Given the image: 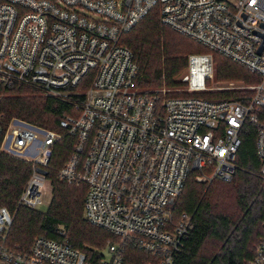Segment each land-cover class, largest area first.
Listing matches in <instances>:
<instances>
[{"label": "built area", "instance_id": "2783aa9c", "mask_svg": "<svg viewBox=\"0 0 264 264\" xmlns=\"http://www.w3.org/2000/svg\"><path fill=\"white\" fill-rule=\"evenodd\" d=\"M156 6L163 26L259 82L210 89L212 53H190L180 78L188 94L140 89L137 60L121 40ZM0 84L35 88L74 110L60 119L62 132L7 123L0 150L31 164L17 206L45 202L53 148L69 136L73 148L56 179L85 184L83 218L116 238L105 244L108 257L96 260L64 231L59 239L37 236L17 252L4 243L14 214L0 207V264H129L128 246L150 256L144 264H173L192 229L189 213L174 219L175 200L194 170L198 181L232 178L245 124L256 131L264 187V0H0ZM237 89L252 94H195ZM248 264H264V221Z\"/></svg>", "mask_w": 264, "mask_h": 264}, {"label": "trees", "instance_id": "16d2710c", "mask_svg": "<svg viewBox=\"0 0 264 264\" xmlns=\"http://www.w3.org/2000/svg\"><path fill=\"white\" fill-rule=\"evenodd\" d=\"M121 41L137 60V85L140 88L181 85L174 78L187 66V55L209 52L212 53L217 80H242L247 84L259 82L257 75L241 65L163 26L157 6ZM25 88L0 84V143L12 118L62 132L60 119L74 114L70 104L30 94L33 92ZM195 94L209 99L228 96L247 99L252 91ZM255 132L253 126L244 125L236 157L238 168L229 181H197V170L188 176L173 204V217L176 219L182 212L189 213L192 229L173 264H248L253 258L264 221V187L257 176L259 160L255 153ZM73 144L72 137L64 136L53 148L46 168L52 183V196L45 212L17 206L18 196L30 176L31 164L0 150V207H6L14 214L4 241L8 248L25 252L35 237L59 239V231H64L74 248L96 260L102 255L99 252L101 248L108 241L116 240L111 233L83 218L85 184H70L56 179V172L68 160ZM125 260L129 264H144L150 256L128 246Z\"/></svg>", "mask_w": 264, "mask_h": 264}, {"label": "rangeland", "instance_id": "374dc122", "mask_svg": "<svg viewBox=\"0 0 264 264\" xmlns=\"http://www.w3.org/2000/svg\"><path fill=\"white\" fill-rule=\"evenodd\" d=\"M189 55V54H188ZM188 55H187V58H188ZM213 66V64H212ZM186 68L187 66L181 70L174 78L175 81L177 82H180L181 85L179 86H174V87H166V86H162V87H158V88H140V89H144V90H157V91H165L166 94L168 95H185V94H188L186 91H185V84L181 82L180 78L181 76L185 73L186 71ZM215 69H214V66H213V76L212 78L208 79L207 82H206V85L208 88L210 89H214V88H217V87H225V86H230V85H233V86H243V85H248L247 83L243 82L242 80H217L215 78V73H214ZM25 89H28V91L30 90V92H33V93H30V94H34V95H37V96H41V97H45L44 95L41 94V92L35 88H25ZM237 90H240L241 89H237ZM245 90V89H243ZM215 91V90H213ZM221 91H232V90H221ZM221 91H216V92H221ZM236 91V90H235ZM209 92V91H208ZM240 94H243V92H239ZM231 97V96H229ZM218 98H221V97H218ZM16 119H19V118H16ZM22 120V119H20ZM25 121V120H23ZM27 122V121H25ZM27 123H30V122H27ZM32 124V123H31ZM34 124V123H33ZM37 125V124H35ZM42 127V126H41ZM45 128V127H44ZM12 156V155H11ZM25 158H31V156L29 154H24L23 155ZM198 181V180H197ZM200 182H205V181H200ZM209 183V182H207ZM51 196H52V188L50 189V187L47 188V196L45 198V202L41 205H39L36 210L38 211H41V212H45L47 210V206L49 204V201L51 199ZM101 254L104 255L105 257H108L107 255V250L105 248V246L103 248H101L100 250Z\"/></svg>", "mask_w": 264, "mask_h": 264}, {"label": "water", "instance_id": "95a60500", "mask_svg": "<svg viewBox=\"0 0 264 264\" xmlns=\"http://www.w3.org/2000/svg\"><path fill=\"white\" fill-rule=\"evenodd\" d=\"M262 47H260V49H261Z\"/></svg>", "mask_w": 264, "mask_h": 264}]
</instances>
